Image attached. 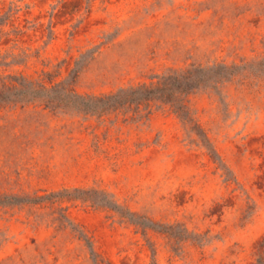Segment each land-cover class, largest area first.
I'll use <instances>...</instances> for the list:
<instances>
[{"label": "rangeland", "instance_id": "374dc122", "mask_svg": "<svg viewBox=\"0 0 264 264\" xmlns=\"http://www.w3.org/2000/svg\"><path fill=\"white\" fill-rule=\"evenodd\" d=\"M247 64L107 113L0 99V264L264 260V0H0L8 85L104 96Z\"/></svg>", "mask_w": 264, "mask_h": 264}, {"label": "trees", "instance_id": "16d2710c", "mask_svg": "<svg viewBox=\"0 0 264 264\" xmlns=\"http://www.w3.org/2000/svg\"><path fill=\"white\" fill-rule=\"evenodd\" d=\"M249 68H251V65L248 64L243 66H196L191 70L164 75L160 80L158 78L159 81L152 83L155 86L144 83L139 86L123 88L115 93L104 96H83L75 93L63 84L51 88L39 86L28 81L8 85L0 78V99L10 97L36 98L41 95L62 96L63 98L71 99L73 103L77 104L76 109L86 114L107 113L124 108L128 109L129 107H133L134 109L135 107L140 108L144 103L162 100L173 95H180L182 97L192 91L212 89L214 86L219 87L220 83H222L221 80L234 76L235 72L238 73L240 70ZM182 108L185 109V106H182ZM184 115L187 117V113ZM196 130L198 131L197 135L199 138L203 142L209 143V139L203 130H200L199 127ZM144 226L148 229H154L156 224L148 221L144 223ZM253 264H264V260L259 259Z\"/></svg>", "mask_w": 264, "mask_h": 264}]
</instances>
